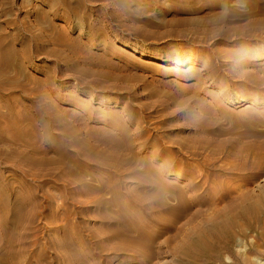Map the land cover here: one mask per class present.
Here are the masks:
<instances>
[{"label":"rangeland","instance_id":"374dc122","mask_svg":"<svg viewBox=\"0 0 264 264\" xmlns=\"http://www.w3.org/2000/svg\"><path fill=\"white\" fill-rule=\"evenodd\" d=\"M67 8L73 12L63 13ZM247 79L259 89L244 85ZM22 94L51 120L23 138L21 124L6 120L20 103L29 105ZM126 112L140 117L135 126ZM113 113L131 138L135 127L141 137L120 146L91 139L112 126ZM100 115L97 125L88 122ZM203 127L215 136L193 142ZM158 136L163 142L150 141ZM262 143L264 0H0V188L9 213L24 203L0 249L9 239L15 264H181L174 251L182 236L134 214L126 222L146 229L118 227L115 209L97 199L152 193L156 176L166 188L161 203L175 205L166 198L208 174L188 198L215 185L259 195L264 172L256 177L242 161L245 152L231 151ZM26 194L33 207L22 201ZM196 209L180 226L193 227ZM201 210L202 217L213 214ZM169 219L175 222L173 214ZM111 224L141 241L111 238ZM256 256L264 264V247L247 253L244 264Z\"/></svg>","mask_w":264,"mask_h":264},{"label":"bare ground","instance_id":"6f19581e","mask_svg":"<svg viewBox=\"0 0 264 264\" xmlns=\"http://www.w3.org/2000/svg\"><path fill=\"white\" fill-rule=\"evenodd\" d=\"M67 9L68 10H65L63 13L70 14L73 12L72 9ZM61 41H58L57 45L61 47L65 46V43ZM39 51L40 50L37 48L35 52L36 56H38L37 53H39ZM75 51L77 57L81 55L79 49ZM78 59L79 63L85 61V58L81 56H79ZM216 72L217 69L215 68V73ZM48 79L46 81L50 84ZM257 84L259 83L254 81V79H247L244 85H249L251 90H258ZM24 95L22 97L23 102H27L29 105L20 103V112L7 114L6 120L12 125L15 123L21 124V137H30L39 127L43 129L50 127L51 120L49 118L45 119L46 115L44 112L40 111L37 101L34 98H26ZM16 106L9 105L11 108ZM126 113H128L129 118L128 124L135 126L136 122H139L140 117L136 112ZM113 114L112 119L108 116L110 125L112 126L109 129L104 128L103 135L101 132H99V134L97 131H93L91 139L99 140L101 143L113 141L116 146H120L141 137L140 132L135 130L137 129L135 127L131 134L133 137L131 138L130 135L126 133L117 114ZM206 115L210 116V112H206ZM99 118H104V116L102 117L100 115L95 120H93V117L90 118L89 116L88 122L99 123ZM164 122L166 121H163V123ZM53 123H55L54 120ZM200 133H204V136ZM208 135L215 136V130L203 127L200 130L193 131V136H195V138L192 140L193 142L200 141L203 142V144H208L211 141ZM199 137L203 139L200 140ZM32 139L35 141L37 137H33ZM150 141L159 144L163 142V138L160 136L153 137ZM236 152H245L242 161L243 163L249 164L250 172L256 177L264 172V143L260 144L259 147L250 144L244 151L238 148L231 151L234 156H238ZM168 168L171 167L168 166ZM185 172H192V169L188 168V165H186ZM232 172L233 171L222 174V176H231L233 174ZM219 177L220 175L215 172V180ZM209 180V174L204 179L198 180L197 182H193V179H190V181L186 182L182 190L175 191V195L166 198L167 200L176 201L175 205L161 203V198H163L161 190L165 187L160 184V181L156 180V176L152 180L154 182L152 193L120 194L113 192L110 194L109 199H106L105 195L102 194V197L97 199V204L105 209H115L113 213H117L116 219L119 221L118 227L120 226L123 228L129 226L131 229H136L137 233H141L142 230L146 229L147 225L141 221L134 223L126 222V216H133L134 214L138 219H142L143 217L148 218L151 223L160 226L164 234L165 232L173 231L174 235L172 237L178 238L182 236L180 239L182 244H180L177 249L175 248L174 251L175 253H179L178 262L181 264H244L246 260H244L243 257L246 256L247 253L257 254L259 248L264 247V188L262 189L259 187L262 189V193L253 195V193L250 192L225 190L221 186L215 185L214 189L207 187L204 188L203 192L196 193L193 199L187 197L191 190L197 189L199 186L208 183ZM30 197L31 195L28 196L26 194L22 201H29L33 207L34 204ZM23 205L24 203L21 205V202L18 200L15 206L19 211L15 214L9 213L7 199L0 188V240H2L4 234L6 236L7 232L10 231L12 218H14L13 223L21 218L20 213L23 209ZM158 208L165 211V217L157 215ZM190 208H197L191 219L193 227L184 229V226H180L178 220L186 216ZM201 208H206L209 211L213 210V214L202 217L203 211ZM151 210H155L156 213L152 214L153 212ZM169 214L174 215L175 222L169 219ZM31 218H33V214H31ZM110 226L113 228L111 238H120L123 242L132 244H137L142 239L137 236V238L132 240L128 232L121 234L117 231L116 224H111ZM250 234H254L253 240L251 239L252 241L247 242L246 240ZM9 241V239H6L2 245V249H0V264H15V256L9 255L12 248ZM186 242L189 244L185 245ZM39 258L40 254L37 259ZM141 258L148 260L145 255H141ZM261 260L262 258L260 257L254 258V264H263L260 263Z\"/></svg>","mask_w":264,"mask_h":264}]
</instances>
